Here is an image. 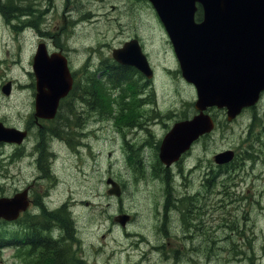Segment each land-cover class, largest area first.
Returning <instances> with one entry per match:
<instances>
[{
    "label": "rangeland",
    "instance_id": "374dc122",
    "mask_svg": "<svg viewBox=\"0 0 264 264\" xmlns=\"http://www.w3.org/2000/svg\"><path fill=\"white\" fill-rule=\"evenodd\" d=\"M44 1V5H39L40 12L23 21H19V18L13 21L12 17L8 19L0 15V119H4L7 125L16 126L17 114L26 113L33 105L35 79L31 73V63L34 44L40 37L50 39L67 51L78 73L87 56L84 52H94V49H89L91 45L94 47L95 43L107 42L111 47L117 46L129 33L139 31L156 69L153 89L158 105L177 96L178 104L182 102L181 109L187 107L185 102L196 100L195 88L185 84L178 73L174 76L171 71L177 68L178 62L166 30L148 0ZM54 5L56 7L52 9ZM28 25L33 27L25 31ZM8 80L12 82V90L6 95L1 87ZM76 103V100L70 99L65 106L74 108ZM261 110L262 106L259 105L232 123L220 122V127L215 128L210 136L194 145L184 163L176 165L177 177L170 180L171 186L199 188L203 186L200 175L204 168L215 167L213 156L216 152L234 148L242 153L249 149L255 157L244 162L242 155L238 159L241 165L237 164L231 169L237 174L229 173L211 180L212 187L221 181L225 182V187L211 190L208 195H199L201 201L205 196L207 199L195 211L196 214H205L210 221L205 220L206 226H195L193 238L190 239L183 237L176 226L171 240L182 237L184 241L161 243V247L165 245L162 251L158 247V240L153 243L136 240L133 235L136 231L148 235L143 220H137L134 227L128 229L113 223L114 214L115 218L122 215L114 208H124L128 203L124 196L119 200L106 192L107 186L111 187L106 182L109 177L122 186L129 185L133 191L128 194L130 208L137 209L134 203L137 198L145 202L143 193L146 186H167L155 174L158 166L152 168L149 176H145L143 169H135L132 162L128 163L121 157L116 141L105 145L102 132H97L98 140L90 139L88 136L94 131L89 127L78 128V116L66 118V123L70 124L68 128L53 132V138L42 140L44 149L49 145L50 177L44 174L38 180L44 196L50 192L54 199L66 201L71 209L77 230L74 255L78 260L80 256L84 258L79 264H249V261L253 264L254 258L248 254L253 245L254 249L259 250L260 242L233 247L231 243L223 245L222 242L201 239L204 233L210 239L218 238L217 234L227 229L231 221L242 224L243 231L251 233L253 229L259 236L264 234V206L257 201L264 199V112L261 113ZM215 113L218 119L224 120L221 112ZM250 123L248 133L244 132ZM80 129L85 131L83 136H79ZM32 142V138L27 141L26 149L31 148ZM88 142L92 143V147L86 145ZM108 149L115 150L113 158L102 155ZM98 150L102 153H98ZM32 160L31 154L14 156L12 146L0 144V196L10 193L16 185L26 183L25 180H31L35 173ZM182 171H188L185 179L181 177ZM135 172L140 175L139 180L135 178ZM13 226L5 221L0 224L7 231L13 230ZM3 248L0 251V264H23L25 258L16 255L13 248Z\"/></svg>",
    "mask_w": 264,
    "mask_h": 264
},
{
    "label": "flooded vegetation",
    "instance_id": "af4514ba",
    "mask_svg": "<svg viewBox=\"0 0 264 264\" xmlns=\"http://www.w3.org/2000/svg\"><path fill=\"white\" fill-rule=\"evenodd\" d=\"M39 3L40 0H33V2L29 0H0V15L8 19L12 17L14 18L13 21L16 18H19V20L25 19L33 15L36 9L40 8ZM55 7L56 5L52 6V9ZM20 9L21 14H19ZM10 24L13 25L14 23L10 22ZM17 25H19V22ZM32 27L33 25H28L25 31L31 30ZM133 38L138 40L145 51L139 31H132L124 40ZM41 39L46 41L49 51H54L50 39L40 37L39 40ZM125 41L118 45L121 46ZM94 45V47L91 45V48H89L91 50L94 49V52H86V54H89H87L84 61L85 64L93 65L95 68V89L90 93V96L93 97L92 100L90 98L84 99V94L87 92L78 91L76 93L77 96L79 93L80 97H82V101H79L78 106L75 107L76 112H78L79 125L81 127L88 126L92 131L102 132L101 138L107 146L116 141L120 148L119 152L122 153L121 157L128 163L136 162L142 166L146 164L147 168L145 172H150L154 168L152 164H161L160 170L164 173V179H170L172 174L176 172V169L175 166L167 167L162 164L163 161L160 156L161 145L164 137L176 122L194 115V107L189 102H185L187 107H181L180 109L179 107L182 105V102L179 105L176 97L164 100L161 106H159L156 92L153 89V79H147L143 74L138 73L139 71L134 66L118 63L112 56V47L109 43L98 42ZM67 57L70 64V57L68 55ZM115 65L131 67L135 70L133 73L140 80L136 89H131L127 92L110 89V79L114 77L115 72L113 67ZM66 98L61 100L58 112L53 118L35 117V108L33 106L24 114L18 113L15 123L16 127L27 130V137L22 144L12 145L14 156L31 154L32 163L35 167L34 175L37 176L35 178L33 175L30 181L25 180L26 183L23 185H16L12 191L14 194L27 189L30 201L27 210L30 212L32 218V229L29 231L27 238H24L22 241L25 243L33 260L30 264L35 263L34 259L36 256L50 252L51 239H56L55 241L58 242L66 236L67 232L63 223V208L66 203L54 199L50 192H48L47 196H44L41 191L40 181L38 180L44 174L45 176L47 175L44 148L41 142L46 137H50V130H53V126L61 127L65 125L62 122V106ZM84 134V130L80 129L79 136ZM31 138L33 139L31 148L26 149V142ZM86 145L92 146L90 142L86 143ZM29 149L31 150L29 151ZM114 152L115 150L108 149L103 152V155L113 158ZM191 153V149L184 152L178 162H185ZM229 173L232 172L225 170L220 172L223 176ZM214 178H216V173L208 169L203 172L202 184L204 186L199 188L146 186L143 193L146 202H135L134 205L138 207V210L136 209L135 212L129 208L130 203L127 204V208L125 209L119 208V211H126L123 214L124 217L121 222L128 221L125 225H120L115 219L113 223L116 222L119 227L128 229L131 226L134 227V224L140 218L144 221L142 224L146 228L148 235L144 232L136 231L133 234L136 240L148 243L158 240L157 244H159L158 247L161 251L165 247V245L161 247V243L170 244L172 241L182 243L184 241L182 237H176L174 240H171L176 233V226L179 227L177 231L183 233V237L190 239L193 238L192 230L195 226L199 224L206 226L205 220L210 221V218L205 216V214H196L195 211L206 203L207 197L205 196L201 201L198 197L199 195H208L211 193V190L215 191L216 189H223L225 187L224 181L220 182L219 187H212L211 179ZM232 189H235V187ZM132 193L130 188H122L121 194L126 195L125 199L130 200L128 194ZM121 194L119 190L117 195ZM195 201L199 202L196 203ZM257 201H260L264 206V199H258ZM114 209L116 210V208ZM242 229V224L231 221L227 224V229L217 234L218 238L210 239L204 233L201 240L208 239L209 242H222L223 245L231 243L233 247H237L242 243L255 244L256 242H260L259 250L254 249L253 245L251 246V251L247 254L254 258L253 264H264V234L259 236L253 229L251 233ZM165 239L167 240L165 241ZM15 246L16 248H20L21 241L17 239ZM249 264H251L250 261Z\"/></svg>",
    "mask_w": 264,
    "mask_h": 264
},
{
    "label": "water",
    "instance_id": "95a60500",
    "mask_svg": "<svg viewBox=\"0 0 264 264\" xmlns=\"http://www.w3.org/2000/svg\"><path fill=\"white\" fill-rule=\"evenodd\" d=\"M150 1L170 34L183 76L197 88L196 108L200 110L193 118L178 122L165 138L162 158L170 163L201 134L213 129L212 117L203 110L226 106L228 119H232L259 99L264 90V0ZM198 3L203 9L200 21L195 19ZM130 48L127 44L115 50V57L147 71L146 56L132 54ZM34 72L38 114L51 117L71 88L67 61L61 53L49 56L40 44ZM22 137L18 130L0 123V141H20ZM232 155V151L222 152L216 160L229 161ZM26 206L25 193L1 197L0 218L12 220Z\"/></svg>",
    "mask_w": 264,
    "mask_h": 264
},
{
    "label": "trees",
    "instance_id": "16d2710c",
    "mask_svg": "<svg viewBox=\"0 0 264 264\" xmlns=\"http://www.w3.org/2000/svg\"><path fill=\"white\" fill-rule=\"evenodd\" d=\"M21 12V9L19 10ZM198 16L200 17L201 16V12H199ZM77 86L75 87L74 90L77 89ZM10 238V235L8 234L7 231L3 230L2 228H0V244L2 243H5L4 240H9ZM56 249H58V246H54ZM60 248V247H59ZM56 251H52V252H48L44 255L48 256L50 255V258H49V263L48 264H66V262L68 263L69 260H70V255L68 252V247H67V250L65 251L66 252V255H59L58 253H55Z\"/></svg>",
    "mask_w": 264,
    "mask_h": 264
}]
</instances>
